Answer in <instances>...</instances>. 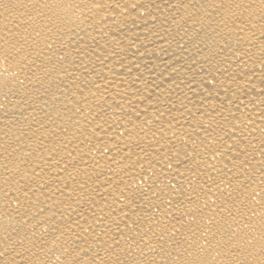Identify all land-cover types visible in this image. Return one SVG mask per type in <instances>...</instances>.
Listing matches in <instances>:
<instances>
[{"label": "bare ground", "instance_id": "bare-ground-1", "mask_svg": "<svg viewBox=\"0 0 264 264\" xmlns=\"http://www.w3.org/2000/svg\"><path fill=\"white\" fill-rule=\"evenodd\" d=\"M0 264H264V0H0Z\"/></svg>", "mask_w": 264, "mask_h": 264}]
</instances>
